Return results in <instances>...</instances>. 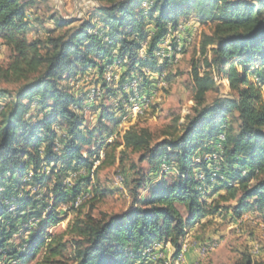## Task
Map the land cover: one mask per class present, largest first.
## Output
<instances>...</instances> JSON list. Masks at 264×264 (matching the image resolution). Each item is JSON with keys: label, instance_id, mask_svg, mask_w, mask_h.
Listing matches in <instances>:
<instances>
[{"label": "trees", "instance_id": "obj_1", "mask_svg": "<svg viewBox=\"0 0 264 264\" xmlns=\"http://www.w3.org/2000/svg\"><path fill=\"white\" fill-rule=\"evenodd\" d=\"M94 2L89 20L49 38L43 48L29 36L28 7L36 0H0V39L11 53L6 66L0 63V79L22 82L14 94L0 88V264H27L42 251L52 264H136L159 243L179 254L191 229L230 201H236V217L251 210L264 221V0ZM190 16L210 24L188 71L194 114L161 140L131 126L118 141L140 152L151 168L134 180L132 206L100 217L59 210L90 188L93 168L95 176L115 162L101 153L126 113L132 83L140 79L144 93L156 87V75L171 64L161 62L157 50ZM56 21L59 28L73 23ZM108 67L119 70L118 81L107 80ZM85 75L105 90L99 103L87 101L89 90L80 94L62 83ZM219 80L231 94L207 104ZM87 107L98 114L92 126ZM80 169L87 174L67 184ZM72 212L69 240L49 231ZM68 246L72 256L62 261ZM238 264L254 261L246 254Z\"/></svg>", "mask_w": 264, "mask_h": 264}, {"label": "rangeland", "instance_id": "obj_2", "mask_svg": "<svg viewBox=\"0 0 264 264\" xmlns=\"http://www.w3.org/2000/svg\"><path fill=\"white\" fill-rule=\"evenodd\" d=\"M143 4L145 7L149 3L145 1ZM94 14V0H36L35 5L28 7V18L31 25L29 36L30 38L41 40L43 48H46L49 45V38L64 34L68 29L79 25L85 20H89ZM61 18L73 20V23L59 28L56 20ZM95 21L97 22L96 19L93 20V22ZM184 24L190 25V27H187L185 34L180 35V42L182 44L186 43L184 52H181L182 54L179 56V59L173 60V63L168 61L169 59L160 60L161 62L168 61L171 64L161 75H156L158 87L152 88L149 93H144L140 90L144 96H153L152 103L137 118L128 119L129 121L126 120L122 124V120L128 114L127 104V113L122 117L121 122L116 128V132L112 133L113 136L111 137L110 135L107 138L106 148L101 153V157L106 158L105 153L107 152L110 155L109 160L112 159L111 156H114L115 162L102 167L95 176L91 172V177L94 178L93 183L89 189H85L80 193L84 196L80 207L72 210L76 211L80 209L79 214H86L91 211L93 215L100 217L103 214H118L129 209L133 204L131 192L134 187V180L140 178L143 174H148L151 168L148 162L140 161V152L126 148L124 145H120L118 141L122 139L125 131L131 126L147 128L153 133L155 140H161L166 131L175 132L180 124L194 114V107L196 105L195 92L190 84L188 71L191 59L194 56L199 57V42L202 34L210 31V24L199 22L195 16L183 17L176 30L183 31ZM10 54V49L0 39V63L3 66L9 63ZM110 73L116 74V68L113 67ZM113 79L118 81L119 78ZM140 81L138 79V84ZM256 81L259 82L260 79L258 80L256 77ZM260 82L259 84H261ZM62 83L80 94L88 90L90 93L93 88L91 86L95 85L84 81V76H78L71 81H63ZM21 84L22 82L15 80L0 79V88L7 89L12 94H14ZM262 86L264 95V83ZM100 88L105 94V90L101 86ZM131 93L132 88L129 95ZM230 94L231 91L227 83L219 80L217 88L207 93L206 103H212L215 99L225 98ZM87 101L89 103H99L101 99L91 101L88 97ZM10 102V99H6L5 105L8 106ZM74 108L76 107L74 106ZM1 110L2 107H0V112ZM84 114L88 125L92 126V124L97 123L98 114L93 112L91 108H85ZM228 120L237 127L238 123L234 117L230 116ZM114 143H116L114 146H108ZM98 164L99 162L95 165ZM167 167L166 164L163 165V170L165 168L164 171L166 172L171 169V167H168V169ZM81 171H85V169H80L76 172ZM169 174H176V171L173 170ZM200 178H203V176L201 175ZM95 187H98L101 193H95L93 191ZM235 202L222 203L221 206L225 207L221 209L220 206L218 213L213 216H206L191 229L186 238L189 247L194 245L198 247L197 251L202 253V249L207 244L212 242L218 244L215 250L202 254L200 258H195L191 264H238L246 254L252 256L254 264H264V221L258 212L251 210L244 212L241 218L236 217L232 209ZM69 204L70 202L66 203L67 206ZM76 216L77 213H70L64 221L50 228L49 231L53 234H64V238L69 240L70 235L65 232L69 222L74 220ZM164 246H168V253L164 258L152 261L148 259L136 264H172L173 260H176L178 253L176 254L175 249L169 246V244H164ZM44 252L42 251L35 260L27 264H52L46 263L43 257ZM71 256L72 251L68 246V249L65 251V257L60 258V260L66 261ZM179 264H187L186 253L184 260Z\"/></svg>", "mask_w": 264, "mask_h": 264}, {"label": "bare ground", "instance_id": "obj_3", "mask_svg": "<svg viewBox=\"0 0 264 264\" xmlns=\"http://www.w3.org/2000/svg\"><path fill=\"white\" fill-rule=\"evenodd\" d=\"M175 31H178V30H175ZM171 35H172V30H170V32L168 33V35L166 36L164 41L160 44L156 55H157V57L159 59H166V60L169 59L168 61H171L173 63V60H175V59L178 60L179 59V56H180L179 54L181 52H184L185 48H183L182 45H171V52H172L171 53L166 47V46H169V39H170ZM146 44H147V42L144 43V45H146ZM180 44H182V43L180 42ZM184 45H186V43H184ZM142 49H143V47H142ZM142 49L140 50V55L144 56V51ZM177 55H179L178 58H177ZM112 69H113V67H108V70L106 72L105 77L107 78L108 81L114 80L113 78H116V74H114V73L111 74L110 73V72H112ZM257 79L259 80L258 77H257ZM131 86H132L131 87L132 88V93H131V95H129L128 108H129V104H144V102H145L146 107H145L144 110H141V111L135 113L134 115H130V110H127L128 114L125 117L126 120L135 119L139 115L144 113L147 110V108L150 106V104L152 103V100H153V96H147V95L144 96V94H142V92L139 89L138 80H135L132 83ZM103 94H104V92L102 91L100 86L99 87L98 86L93 87L91 89L90 93H89V100L98 101V100H100L98 98L102 97ZM222 138H224L223 135H221V139ZM214 157H216V156H214ZM168 167H167V169H168ZM95 168L93 169L92 174L94 173ZM164 170H165V168H164ZM78 197H81V199H80V201H78V203L72 204V209H78L80 207L81 203L83 202L84 196L79 194ZM64 206H67L66 203H62L60 205V209H62ZM14 209H15V207H12V208H10V211H13ZM161 246H164V243L156 244L155 246L147 249L146 252H144V256H147L150 260H155L156 257L152 253H154V251H156V247H161ZM217 246H218V244L217 243H213V242L210 243V244H207V246L202 249V253H204V254L205 253H209V252L215 250ZM185 253H186V251L184 249L180 250V253L176 257V260H181V262H179V263H182V261L184 260Z\"/></svg>", "mask_w": 264, "mask_h": 264}, {"label": "built area", "instance_id": "obj_4", "mask_svg": "<svg viewBox=\"0 0 264 264\" xmlns=\"http://www.w3.org/2000/svg\"><path fill=\"white\" fill-rule=\"evenodd\" d=\"M187 27H190V25L188 26V25L184 24V30L183 31H172V35L170 36V39H169V46H166L167 49L170 52H171V45H183V48L186 46L184 44H180V35L185 34ZM146 46H147V44L144 45L143 46V49H142L144 51V55L146 53ZM181 54L182 53H180L179 55H181ZM179 55H177V58H178ZM160 60H163V59H160ZM119 77H120V72H119L118 69H116V78H119ZM90 80H91V77L90 76H84V81H88V83H89ZM158 85L159 84H156L157 87H158ZM95 86H100V85H93V86H91V88L92 87H95ZM103 97L104 96H102V97H100L98 99H101L102 100ZM145 107H146L145 102H144V104H129L128 110H130V115H134L135 113H137V112H139L141 110H144ZM123 122H126V119L122 120V123ZM114 132H116V130ZM112 136H113V134H111V137ZM93 169H92V171H93ZM84 174H87V171L86 170L85 171H81V172H72L65 179V182L67 184H72L77 179L78 176L84 175ZM80 199H81V197H76L74 200H72L70 202V204L68 206H64L60 210L61 211H69V210H72V204L78 203V201H80ZM169 246H171V245L169 244ZM189 248H190L189 245L185 241V243L182 246V249H184L186 251V254H187ZM167 253H168V246H161V247H156V251H154V253H152V254L156 257V259H162V258H164L167 255ZM202 254H204V253H200L199 252V258L201 257ZM173 261H171V262H173L172 264H179V262H181V260H173Z\"/></svg>", "mask_w": 264, "mask_h": 264}, {"label": "crops", "instance_id": "obj_5", "mask_svg": "<svg viewBox=\"0 0 264 264\" xmlns=\"http://www.w3.org/2000/svg\"><path fill=\"white\" fill-rule=\"evenodd\" d=\"M93 101V100H91ZM198 247L192 245L186 254V263L191 264L195 258L199 257Z\"/></svg>", "mask_w": 264, "mask_h": 264}]
</instances>
